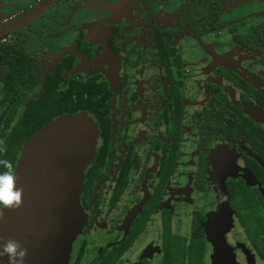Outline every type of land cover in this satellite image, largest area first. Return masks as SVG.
<instances>
[{
    "label": "flooded vegetation",
    "instance_id": "af4514ba",
    "mask_svg": "<svg viewBox=\"0 0 264 264\" xmlns=\"http://www.w3.org/2000/svg\"><path fill=\"white\" fill-rule=\"evenodd\" d=\"M82 112L98 138L69 264H264V0H0L12 171Z\"/></svg>",
    "mask_w": 264,
    "mask_h": 264
},
{
    "label": "water",
    "instance_id": "95a60500",
    "mask_svg": "<svg viewBox=\"0 0 264 264\" xmlns=\"http://www.w3.org/2000/svg\"><path fill=\"white\" fill-rule=\"evenodd\" d=\"M97 138V123L82 112L52 120L22 146L13 170L22 202L0 212V244L9 238L19 241L27 250L24 264H69L85 224L80 196ZM213 239L217 244L221 237ZM222 242L225 250L227 241ZM221 254L231 258L229 264H239L233 253ZM0 261L7 264V257Z\"/></svg>",
    "mask_w": 264,
    "mask_h": 264
},
{
    "label": "clouds",
    "instance_id": "9594fccd",
    "mask_svg": "<svg viewBox=\"0 0 264 264\" xmlns=\"http://www.w3.org/2000/svg\"><path fill=\"white\" fill-rule=\"evenodd\" d=\"M6 171H0V212L18 207L22 202V190L15 185V176L5 162ZM27 250L12 238L0 244V257H7V264H24Z\"/></svg>",
    "mask_w": 264,
    "mask_h": 264
},
{
    "label": "rangeland",
    "instance_id": "374dc122",
    "mask_svg": "<svg viewBox=\"0 0 264 264\" xmlns=\"http://www.w3.org/2000/svg\"><path fill=\"white\" fill-rule=\"evenodd\" d=\"M23 137L24 136H21L20 134H17V132H15V134L9 135V138L4 145H0V171L8 170L5 168V162L12 170L16 158L14 155ZM182 231L183 233L185 232L184 230Z\"/></svg>",
    "mask_w": 264,
    "mask_h": 264
},
{
    "label": "trees",
    "instance_id": "16d2710c",
    "mask_svg": "<svg viewBox=\"0 0 264 264\" xmlns=\"http://www.w3.org/2000/svg\"><path fill=\"white\" fill-rule=\"evenodd\" d=\"M5 136H6L5 134L0 135L1 138L0 140L4 139Z\"/></svg>",
    "mask_w": 264,
    "mask_h": 264
}]
</instances>
